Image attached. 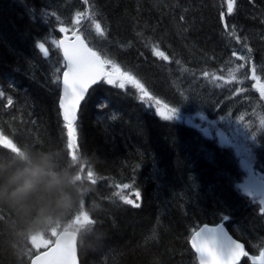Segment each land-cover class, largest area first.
<instances>
[{
    "label": "trees",
    "instance_id": "16d2710c",
    "mask_svg": "<svg viewBox=\"0 0 264 264\" xmlns=\"http://www.w3.org/2000/svg\"><path fill=\"white\" fill-rule=\"evenodd\" d=\"M89 10L106 32L100 38L85 22L90 46L136 75L167 109L202 117L216 131L206 136L163 120L135 89L102 83L78 114L79 153L87 160H70L58 110L63 62L54 46L45 58L36 45L59 38L61 22L68 25L77 11ZM226 10V0H0V131L28 146L17 154L0 147V175L47 154L49 175L63 178L65 187L37 197L54 201L66 193L69 202L39 235L77 231L79 264H197L189 238L204 224L223 223L250 256L264 248V214L239 189L243 171L234 149L239 131V147L264 177V106L245 78L255 65L264 82V0H236L222 21ZM233 30L239 42L229 35ZM153 45L170 60L153 55ZM234 51L251 63L232 73L239 82L226 83L229 70L244 63ZM88 164L94 184L87 179ZM137 191L139 207L115 195L136 198ZM81 215L89 221L78 227ZM12 219L0 207V264H29L22 254L25 248L36 254L31 237L15 235L8 226ZM240 264L252 263L246 257Z\"/></svg>",
    "mask_w": 264,
    "mask_h": 264
},
{
    "label": "snow or ice",
    "instance_id": "6c2138e0",
    "mask_svg": "<svg viewBox=\"0 0 264 264\" xmlns=\"http://www.w3.org/2000/svg\"><path fill=\"white\" fill-rule=\"evenodd\" d=\"M84 3L88 4L89 0H84ZM235 3L236 0H226L227 10L226 13L221 12L222 21L226 14L231 15L234 12ZM57 20H59V17H57ZM85 22L91 24L96 36L100 38L106 36L105 29L95 18L94 13L90 10L77 11L68 25L61 22L59 32L64 34L62 38H52L50 41L45 39L44 42H39L36 45L45 58L49 56L50 48L53 46L62 52L63 55V90L58 104L63 120V128L66 133L65 151L70 160L75 158L87 160L86 157L81 156L79 153L77 121L81 103L85 100L89 89L94 85L104 82L122 90L131 87L136 90L141 101L145 98L149 101L154 99L145 84L136 75L123 68L114 59L102 54V50L90 46L87 34L83 30ZM227 28L228 25L225 23V29ZM229 35L235 36L234 30ZM235 39L237 42L240 41L239 36H235ZM152 52L153 55L161 60H170L169 55H166L165 51H161L158 45H153ZM248 52H251L250 48ZM232 54L236 60L244 63L236 65L234 70H229L231 79L225 80L226 83L239 82V77L232 73L239 72L245 67V64L251 63L250 56L241 55L235 51ZM249 71L250 76L245 78H250L255 82L253 87L259 92L260 98L264 99V82H262L261 76L257 74L255 65H251ZM204 75L207 77L208 73H204ZM214 78L217 80L224 79L222 76ZM57 82L59 81L57 80ZM3 95L4 93L0 92V96ZM155 104L158 106L160 101L158 99L155 100ZM7 105H12L11 98H8ZM157 112L166 120H172L175 116V108L168 109V112L171 113L170 115H166L159 108H157ZM0 147L9 150L10 154L22 153L28 148V146H19L2 131H0ZM85 170L87 179L94 184L96 182L94 170L89 164ZM123 188L127 189L129 185L125 184ZM115 195L125 204L139 207L138 203H135L122 192H117ZM135 196L137 200L140 199L138 191L135 192ZM261 204H264V200L261 201ZM260 211L264 214V207H261ZM228 218L227 216L223 217L224 220ZM52 237H57V239L53 240ZM28 242L36 249L34 257L33 253L27 248L23 251L22 255H27L31 258L30 264H76V246L67 235L63 237L57 234L39 235L31 237ZM191 247L198 255L199 264H240L242 257H248L252 264H264V250L260 251L258 256H250L245 251L244 245L229 237L222 226L209 227L205 225L198 231H194L191 237ZM41 248H50V251L40 254L39 250Z\"/></svg>",
    "mask_w": 264,
    "mask_h": 264
},
{
    "label": "clouds",
    "instance_id": "9594fccd",
    "mask_svg": "<svg viewBox=\"0 0 264 264\" xmlns=\"http://www.w3.org/2000/svg\"><path fill=\"white\" fill-rule=\"evenodd\" d=\"M52 167L45 154L23 168L0 175V207L13 214L8 226L15 235L30 238L42 234L53 212L63 210L69 202L66 193L54 201L37 197V193L55 196L65 187L63 178L49 175Z\"/></svg>",
    "mask_w": 264,
    "mask_h": 264
},
{
    "label": "rangeland",
    "instance_id": "374dc122",
    "mask_svg": "<svg viewBox=\"0 0 264 264\" xmlns=\"http://www.w3.org/2000/svg\"><path fill=\"white\" fill-rule=\"evenodd\" d=\"M254 84H255V82L252 84V87H253ZM253 89L255 90V93L257 95H259V92L256 90V88L253 87ZM138 97H139V95H138ZM258 98H259V100L262 102V104L264 106V99H261L259 96H258ZM140 101H141V99H140ZM141 102L143 103V105L145 107H147L148 109L152 110L153 113L156 116H158V117H160L162 119H164V118H163V116L158 114L157 108H159V110L164 112L166 115H170L171 114V113L168 112V109L165 106H163L161 103L157 106L155 104V100L154 99L149 101V100H147V98H145ZM149 105H151V107H149ZM172 120L185 123V124H187L189 126H192V127L196 128V129H200L206 136H211V133H214L216 131L215 127H214V123L206 121L205 119H203L202 117H199V116L183 117V116H180L178 114H175V116H174V118ZM241 140L242 139H241L239 131H236L235 134H234V149L236 150V152L238 154L237 156L240 159L241 170L243 171V181L239 185V189L248 198H250V199L254 200L255 202H257L260 205V209H261V207H264V204H261L262 200L256 195L257 191H256L255 184H256V179L257 178L253 174V169H252V167L250 165V161L247 160V153L245 152V150L242 147H239V145H238ZM129 198L132 199L135 202V198L134 197H129ZM87 223H88V219H87V217L85 215H81L75 221V225H77L78 227L86 225ZM41 249H44V248H41ZM34 250L36 251V249H34ZM262 250H264V248Z\"/></svg>",
    "mask_w": 264,
    "mask_h": 264
},
{
    "label": "water",
    "instance_id": "95a60500",
    "mask_svg": "<svg viewBox=\"0 0 264 264\" xmlns=\"http://www.w3.org/2000/svg\"><path fill=\"white\" fill-rule=\"evenodd\" d=\"M62 37H63V35H61V38H62ZM60 54H61L62 59H63L62 52H60ZM63 62H64V61H63ZM62 79H63V77H62V75H61V80H60V94H61V95H62V90H63ZM99 84H101V82L98 83V84H96V85H94L91 89H93L94 87L98 86ZM91 89H89V92H90ZM89 92H88V93H89ZM61 95H60V96H61ZM87 95H88V94H87ZM86 97H87V96H86ZM86 97H85V99H86ZM84 101H85V100H84ZM84 101H82L81 106H82V104L84 103ZM58 108H59V104H58ZM80 108H81V107H80ZM79 111H80V110H79ZM59 114H60V109H59ZM60 117H61V121L63 122L61 114H60ZM256 187H257V192H258V194H260L262 197H264V182H258V183L256 184ZM204 226H205V225L201 226L200 228H202V227H204ZM207 226H208V225H207ZM216 226H222L224 232H225L229 237H231L233 240H235L231 235H229V233L227 232V230L225 229V227H224L222 224H219V225H216ZM216 226H209V227H216ZM200 228H199V229H200ZM199 229H198V230H199ZM198 230H197V231H198ZM65 235L69 236V237L71 238V240L73 241V243L75 244V246H76V264H79V261H78V255H77V240H78L77 234L74 233V232H71V231H62V232H60V233L58 234V236H60V237H63V236H65ZM191 237H192V236H191ZM191 237H190V239H189V246H190L191 250L193 251V253H194L195 257H196V260H197V262H198V264H199V258H198V255L195 253L194 249L191 247ZM56 239H57V237L54 238V240H56ZM235 241H236V240H235ZM236 242H238V241H236ZM238 243H240V242H238ZM45 251H50V248H49V249H46V250H44V251H42L40 254H43ZM243 258H244V257L241 258L240 263L242 262Z\"/></svg>",
    "mask_w": 264,
    "mask_h": 264
},
{
    "label": "bare ground",
    "instance_id": "6f19581e",
    "mask_svg": "<svg viewBox=\"0 0 264 264\" xmlns=\"http://www.w3.org/2000/svg\"><path fill=\"white\" fill-rule=\"evenodd\" d=\"M68 230V229H67Z\"/></svg>",
    "mask_w": 264,
    "mask_h": 264
}]
</instances>
